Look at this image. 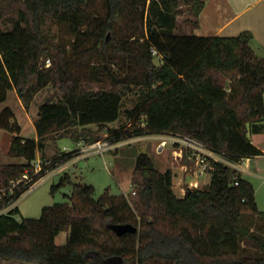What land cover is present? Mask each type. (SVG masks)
<instances>
[{"label": "trees", "instance_id": "trees-1", "mask_svg": "<svg viewBox=\"0 0 264 264\" xmlns=\"http://www.w3.org/2000/svg\"><path fill=\"white\" fill-rule=\"evenodd\" d=\"M203 7V0H101L100 8L96 0H0V17L11 26L0 31V103L14 90L28 110L50 85L61 100L40 106L38 134L50 124L102 129L119 119L124 91L139 87L143 100L128 116L143 117V129L109 130L112 143L171 135L202 144L234 165L262 156L247 135L264 130V58L251 49L247 31L230 38L176 32L183 8L196 27ZM52 25L69 38L51 41L46 29ZM47 58L52 65L43 70ZM11 121L6 108L0 129L15 134L9 154L24 162L0 166V191H6L0 210L20 199L47 169L76 155L64 153L34 174L42 144L20 138ZM210 165L208 186L187 189L184 198L172 191L171 171L160 172L146 154L136 158L129 198L106 189L95 199L92 186L72 183L65 174L51 191L70 186L68 203L44 207L37 219L17 220V206L0 215V261L264 264V211L252 185L222 162ZM25 174L31 183L13 188ZM111 224L137 231L116 236ZM62 233L66 241L58 246L55 239Z\"/></svg>", "mask_w": 264, "mask_h": 264}, {"label": "rangeland", "instance_id": "rangeland-1", "mask_svg": "<svg viewBox=\"0 0 264 264\" xmlns=\"http://www.w3.org/2000/svg\"><path fill=\"white\" fill-rule=\"evenodd\" d=\"M100 3L101 0H96V6L99 8ZM177 19V33L189 34V32L193 31L194 26L192 22L196 20L191 15L188 8H183ZM3 20L4 17L1 16L0 31L10 30L11 26L5 24ZM46 32L49 33L48 38L55 44L60 38H69L63 29L54 25L51 27L49 26ZM154 58V63L160 65V58L157 56ZM40 65L43 70H46L51 67L52 62L47 58L41 61ZM143 96L144 91L139 87L133 86L129 90L124 91L119 119L115 123L108 124L102 129H99L95 125L88 126L84 129H76L66 127V124L63 125L65 127L50 124V126L46 127L42 135L38 134L36 127L39 122L40 106L44 103H59L61 100L60 94L50 85L34 96L28 110L23 107V103L18 98L16 92L14 90L9 91L5 102L0 103V113L8 108L13 114L14 121H11L13 130L16 128L20 130L18 136L23 140H35L38 144H42L37 151L36 159L32 165L36 166L38 162H42V164L46 165L49 164V162L51 163L54 158L64 153H70V151L73 152V150H75V153H78L77 151H80V149L87 148L88 144H86V142L84 143V140H82L84 137L90 140L97 139L101 142H109L110 135L107 134L109 130L116 132H131L132 134L134 130L138 131V129H143V117L130 119L128 116V112L133 110L134 107L143 100ZM72 134L75 135V138L78 137L80 140H78V138L77 140H73L71 137ZM14 135L15 134L11 132L0 129V166L22 164L24 162V160L15 158L9 154L11 140ZM148 136L140 135L124 138L122 141L116 142L115 144L117 145L102 156H90L87 152L78 153V155L73 156V160L71 159L69 162L62 164L53 176L42 181L12 205V208L17 206L19 209V215L16 219H37L40 217L44 207L58 203H68V199L65 196L70 195V186H64L54 192L51 191L52 186L58 185L60 179L65 176V174L70 177L72 183L92 186L95 191V199L100 197L106 189H109L111 195H124L129 198L132 191V173L136 158L139 154L148 155L151 160H153L155 168L160 172L168 169L172 171L173 176L180 177L178 174L179 172L185 179L197 175L198 168L195 166L194 159L185 146L180 144L178 140H174L176 137L165 135L162 139L158 138L159 141H154L153 138H146ZM176 147L182 148L184 152L182 157L177 160L172 154V150ZM260 162L264 168V159H261ZM183 163L186 168L182 167ZM191 168H193V170H191ZM242 178L254 185L257 192L256 202L259 210L262 211L264 204V183L256 179L244 177V175H242ZM185 181L186 180L182 183L179 182V187L185 188L186 190L187 188L190 189L191 185L189 182L191 179L187 180V182ZM204 186L205 185L201 182L197 187H193L192 189H202ZM5 192L4 190H2V192L0 191L1 196L5 195ZM65 241L66 234L62 233L55 239V244L61 246L65 244Z\"/></svg>", "mask_w": 264, "mask_h": 264}, {"label": "crops", "instance_id": "crops-1", "mask_svg": "<svg viewBox=\"0 0 264 264\" xmlns=\"http://www.w3.org/2000/svg\"><path fill=\"white\" fill-rule=\"evenodd\" d=\"M203 1L204 7L198 18V25L196 27L194 26L193 31L189 32V34L200 37L230 38L236 37L240 33L247 31L252 35V40L250 43L251 49L257 57L264 58V0ZM149 136L150 138H153L154 141H159L158 138L162 139V136ZM247 136L251 143L256 146V148H258L263 153V155L243 160L241 164H239L238 173L241 177L244 175V177L256 179L264 183V168L260 162L261 159H264V130L257 134H248ZM183 153V149L180 147H176L172 150V154L176 157V160L182 157ZM182 167L186 168L184 163L182 164ZM191 170H193V168H191ZM165 171H168V169L161 172L164 173ZM178 174L180 177H175L172 175V191L178 198H184L186 191L185 188L179 187V182L182 183L184 180L187 182V180L191 179L189 182L191 185L190 189L197 187L201 182L205 185L203 188H206L210 183L209 173H206L200 177L198 175L194 177L193 175L189 179H185L184 176H182V174L179 172ZM249 183L254 189V198L257 200L256 189L251 182ZM256 200L255 203L258 207ZM262 211H264V204ZM0 263L23 264L19 262L10 263L4 261H0Z\"/></svg>", "mask_w": 264, "mask_h": 264}, {"label": "built area", "instance_id": "built-area-1", "mask_svg": "<svg viewBox=\"0 0 264 264\" xmlns=\"http://www.w3.org/2000/svg\"><path fill=\"white\" fill-rule=\"evenodd\" d=\"M153 54H155V51H151ZM163 137V136H162ZM146 138H150V136L146 137ZM178 140L180 142V144H182L183 146L186 147V149L188 150V152L191 154L192 158L195 161V166L196 168H198V173L197 175L200 177L206 173H208V171L212 170V167L210 165V161H219L224 163L225 165H228L229 167H231L233 170H235L236 172L239 171V165H234L231 164L227 161H225L224 159H222L221 157H219L218 155H216L215 153L211 152L210 150H207L204 146H202V144H199L197 142H192L189 139L183 138V137H179L176 136V138H174V140ZM117 144L112 143L111 141L109 142H96L93 144L88 145V147L85 149L82 148L80 149V151H77L78 153H83V152H87L90 156H94V155H104L106 152H108L109 150H111L112 148H114ZM78 153H76V155H78ZM49 164H42V162H38L36 166H34V174H38L45 166H47ZM61 165L56 166L55 168L52 169H47L44 173V175L37 180L36 182L32 183L29 187V189L26 191V193H29V191H31L32 189H34L38 184H40L42 181L48 179L49 177L53 176V174H55L58 169L60 168ZM29 174H25L23 175L16 183H14L12 186L14 188V186L20 184V183H24V184H30L31 183V178L28 176ZM236 184V183H235ZM26 193H24L23 195H25ZM131 194H134L133 190L131 191ZM22 195V196H23ZM21 196V197H22ZM20 197V198H21ZM19 200V199H18ZM17 200V201H18ZM16 202V201H15ZM10 203L7 207L3 208L2 210H0V215L1 214H5L7 213L9 210L12 209V205L15 203Z\"/></svg>", "mask_w": 264, "mask_h": 264}, {"label": "water", "instance_id": "water-1", "mask_svg": "<svg viewBox=\"0 0 264 264\" xmlns=\"http://www.w3.org/2000/svg\"><path fill=\"white\" fill-rule=\"evenodd\" d=\"M110 230L116 235V236H122L126 233H135L137 230L135 227L129 224L120 225V224H111L108 226ZM119 263H121V259L118 260Z\"/></svg>", "mask_w": 264, "mask_h": 264}]
</instances>
